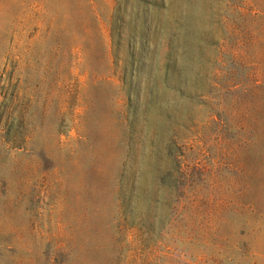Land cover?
<instances>
[{"label":"rangeland","instance_id":"1","mask_svg":"<svg viewBox=\"0 0 264 264\" xmlns=\"http://www.w3.org/2000/svg\"><path fill=\"white\" fill-rule=\"evenodd\" d=\"M116 3L0 0V264H264V0L127 84Z\"/></svg>","mask_w":264,"mask_h":264},{"label":"trees","instance_id":"2","mask_svg":"<svg viewBox=\"0 0 264 264\" xmlns=\"http://www.w3.org/2000/svg\"><path fill=\"white\" fill-rule=\"evenodd\" d=\"M187 2L117 0L110 22L111 40L116 58L123 39L128 43L124 58H118L122 63L124 83L139 76L142 67L146 71L145 79H153L154 83L158 77L172 76L179 64H185L189 53ZM158 55L157 71L153 74L150 68Z\"/></svg>","mask_w":264,"mask_h":264}]
</instances>
